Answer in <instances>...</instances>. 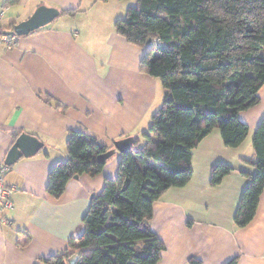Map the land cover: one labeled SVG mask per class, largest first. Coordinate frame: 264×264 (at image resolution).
<instances>
[{
	"label": "crops",
	"instance_id": "0c3cea01",
	"mask_svg": "<svg viewBox=\"0 0 264 264\" xmlns=\"http://www.w3.org/2000/svg\"><path fill=\"white\" fill-rule=\"evenodd\" d=\"M84 1L1 0L6 7L2 25L8 30L40 5L56 7L60 15L19 35L13 47L0 43V164L15 134L27 132L44 142L37 154L22 157L5 176L4 184L14 190L13 207L0 211V264H45L43 258L64 252L83 231L91 195L117 176L119 151L100 173L73 178L59 198L52 196L49 173L68 157L70 131L94 136L111 149L116 141L135 140L151 126L161 85L140 68L146 48L117 33L118 10L107 6L110 0H86L88 7ZM100 2L103 7H96ZM70 8L78 10L61 13ZM99 14L107 19L99 23ZM258 95V104L238 114L249 126L245 140L228 147L220 128H213L193 150L190 181L170 187L155 201L152 228L166 245L159 264H187L193 255L204 264H227L235 257L236 264H264V190L253 220L243 228L235 222L249 183L243 172L256 171L243 158H255L252 142L264 117V84ZM220 162L234 170L212 185V166Z\"/></svg>",
	"mask_w": 264,
	"mask_h": 264
},
{
	"label": "trees",
	"instance_id": "16d2710c",
	"mask_svg": "<svg viewBox=\"0 0 264 264\" xmlns=\"http://www.w3.org/2000/svg\"><path fill=\"white\" fill-rule=\"evenodd\" d=\"M114 27L146 48L140 68L160 81L164 100L149 130L121 153L117 176L107 178L91 198L82 233L64 252L43 258L45 264H70L76 251L81 255L75 264H159L166 245L152 228L155 201L170 187L190 181L193 150L213 128H220L226 146L240 145L249 126L238 114L260 102L264 0H137ZM252 143L254 160H243L256 171L243 172L249 183L235 213L241 228L253 220L264 190V117ZM66 144L68 157L49 173L48 192L56 198L75 176L100 173L106 161L98 156L110 149L78 130L69 132ZM232 170L228 163L214 164L211 184L221 183ZM236 262L235 257L227 264ZM187 264L204 263L193 255Z\"/></svg>",
	"mask_w": 264,
	"mask_h": 264
},
{
	"label": "water",
	"instance_id": "95a60500",
	"mask_svg": "<svg viewBox=\"0 0 264 264\" xmlns=\"http://www.w3.org/2000/svg\"><path fill=\"white\" fill-rule=\"evenodd\" d=\"M60 15V10L53 6L40 5L38 6L32 15L19 23H17L14 27V30L20 35H27L30 32L43 27L50 22H52L56 17ZM152 40H149L151 43ZM134 139L132 137H127L125 139H121L115 142V146L107 151L101 153L98 156L100 161H106L109 157L115 154L117 151L123 153L129 150L133 145ZM44 146V142L36 135L22 132L13 143L11 148L9 149L4 163L8 166L14 165L17 161H19L22 157H31L37 154ZM75 176V178H77ZM95 194L91 195V198ZM81 253L80 251H76L69 258L68 262L70 264H75L79 259Z\"/></svg>",
	"mask_w": 264,
	"mask_h": 264
},
{
	"label": "built area",
	"instance_id": "2783aa9c",
	"mask_svg": "<svg viewBox=\"0 0 264 264\" xmlns=\"http://www.w3.org/2000/svg\"><path fill=\"white\" fill-rule=\"evenodd\" d=\"M5 13L6 7L1 4L0 0V43L6 45L7 47H13L17 45L20 36L15 30H8L3 27L2 20ZM10 169V166L6 165L5 163L0 164V211L4 208L13 207L11 194L14 188L7 187L4 184L5 176L10 171Z\"/></svg>",
	"mask_w": 264,
	"mask_h": 264
},
{
	"label": "rangeland",
	"instance_id": "374dc122",
	"mask_svg": "<svg viewBox=\"0 0 264 264\" xmlns=\"http://www.w3.org/2000/svg\"><path fill=\"white\" fill-rule=\"evenodd\" d=\"M88 1L90 2L91 0H88ZM136 2H137V0H110L109 3L107 4V6H110L114 9L118 10L117 13H114V14H116L115 15L116 18H121V17L126 16V12H127L128 7L135 5ZM83 6L84 7L89 6L88 2H86V0L84 1ZM96 7H103V2H100V4H98V6H96ZM104 7H105V5H104ZM97 18H98L99 23L104 22L107 19V17H105L102 14L97 15ZM104 29L105 30L107 29L106 25H105ZM160 85H161V83H160ZM163 92H164V90H163V87L161 85V91L159 92L158 99H157V102L155 104L154 112L157 111L163 103V100H164V93ZM115 155H117V154H114L113 156H115Z\"/></svg>",
	"mask_w": 264,
	"mask_h": 264
}]
</instances>
